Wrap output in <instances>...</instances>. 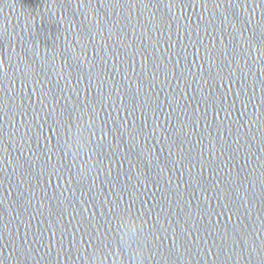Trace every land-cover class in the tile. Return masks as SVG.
Segmentation results:
<instances>
[{"label":"water","instance_id":"obj_1","mask_svg":"<svg viewBox=\"0 0 264 264\" xmlns=\"http://www.w3.org/2000/svg\"><path fill=\"white\" fill-rule=\"evenodd\" d=\"M0 264H264V0H0Z\"/></svg>","mask_w":264,"mask_h":264},{"label":"clouds","instance_id":"obj_2","mask_svg":"<svg viewBox=\"0 0 264 264\" xmlns=\"http://www.w3.org/2000/svg\"><path fill=\"white\" fill-rule=\"evenodd\" d=\"M97 259H99V257H96Z\"/></svg>","mask_w":264,"mask_h":264}]
</instances>
